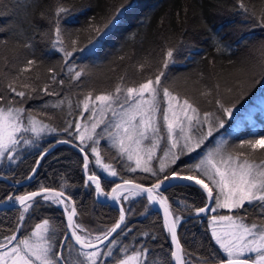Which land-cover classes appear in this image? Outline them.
I'll return each mask as SVG.
<instances>
[{
  "label": "trees",
  "instance_id": "16d2710c",
  "mask_svg": "<svg viewBox=\"0 0 264 264\" xmlns=\"http://www.w3.org/2000/svg\"><path fill=\"white\" fill-rule=\"evenodd\" d=\"M125 2L126 0H62L71 10L61 22L65 30V44L68 50L74 46L82 49L68 58L76 71H83L79 80L72 81L67 68L63 66V53L52 50L55 36L48 18L53 14L55 0H0V26L8 29L0 31V41H4L0 42V91H6L9 80L16 75L19 68L26 66L28 59H34L36 64L31 67L30 72L25 73L30 79L25 80L22 76L17 81L18 86L27 82L39 91L45 82L50 83L47 79L51 75L48 69H54L58 80L63 79L65 84H53L52 89L60 93V98H69L71 108L66 101L61 108L47 109L52 116L49 121L47 116L39 115V109L44 102L53 103L58 98L45 96L42 91L39 92L42 99L28 100L24 107L33 109V114L38 115V118L59 128L66 126L65 120H75L79 114L78 102L89 92L93 95L109 93L113 92L118 83L134 86L148 77L154 79L163 66L166 51L169 48L178 49L174 53L176 63L165 70L167 78H161L163 83L174 94L178 93L197 105L201 115L204 111H209L222 116L225 121L224 128L219 129L214 136L223 133L226 148L248 152L249 158L257 162L264 160V150L238 148L241 141L259 139L264 135L262 109L254 108L249 118L241 120L239 127L227 131L228 126L242 114L244 108L253 103L256 96L264 93V82L257 83L264 77V29L257 26L254 18H249L253 12L259 16L264 11V0H243L249 14L240 9L238 0H133V7L124 11L118 25L101 44L93 47L90 41L96 38L95 29L102 27ZM42 13L45 18H41ZM21 30L23 35L18 34ZM214 33L223 38L221 43L227 46L225 50H216L212 41ZM72 40L76 41V45H72ZM26 43H31L34 47L26 48ZM228 89L232 91L229 92ZM206 90L210 95L202 96L201 93ZM217 98L226 106L235 103L231 115L220 112L215 104ZM69 111L71 115L68 114ZM96 131L100 132L101 128ZM57 138L71 139L62 131L43 135L34 144L21 150L15 162L0 163V174L10 181L24 178L32 168L39 151ZM74 143L78 144L76 140ZM99 151L104 162H114L116 151L109 147L105 139H101ZM87 154L91 162L88 173L95 171L101 177H108L109 182L101 179L102 192H106L114 182L126 178L149 187L157 182L149 173L122 170V164L118 162L115 167L119 175L111 177L99 171L92 162V154ZM190 156L191 154L188 158L181 157L177 161L173 166L177 172L183 175L192 173L185 170L189 166L186 162ZM39 161L34 179H29L24 184L10 185L0 178V201H8L9 195L18 196L38 189L41 184L59 191L64 184L63 191L70 197L72 207L77 211L74 220L83 225L86 230L84 234L90 233L94 237L116 223L119 218L117 208L109 202L96 200L94 184L89 181L86 185L88 179L81 170L82 156L75 148L68 144H56ZM160 179H163V174ZM189 183H172L177 186L166 187V190L162 187L160 192L163 197L168 198L173 216L181 217V222L177 225V235L183 264H203L205 258H208L207 263H211L216 261L209 258L213 252L222 257L224 254L212 239L209 212L197 215L195 211L196 207H202L205 202L204 192L194 184L191 187L184 186ZM181 200H185L192 207L181 206ZM119 205L127 210L126 222L133 232L126 238L117 237V248L127 246L130 253L133 248L146 243L152 250L149 264H164L165 261L171 264L168 232L161 217L144 196H129L126 201L121 196ZM237 211L244 215L242 209L232 210L231 214L234 215ZM218 212L226 210L220 209ZM19 216L20 206L0 208V228L5 229L3 235H9L17 223H21ZM43 218H51L58 230L61 225L65 226L60 206L51 204L33 209L23 224L21 234H27ZM246 222L260 223L261 219L255 210L250 209ZM140 232H148L149 235L142 236L139 235ZM57 238H60L59 234ZM117 255L121 257L123 253L117 252Z\"/></svg>",
  "mask_w": 264,
  "mask_h": 264
},
{
  "label": "snow or ice",
  "instance_id": "6c2138e0",
  "mask_svg": "<svg viewBox=\"0 0 264 264\" xmlns=\"http://www.w3.org/2000/svg\"><path fill=\"white\" fill-rule=\"evenodd\" d=\"M238 3L240 9L245 14H249V9L243 0H238ZM132 7L133 0H126L125 4H121L102 27L95 29L96 38L90 41L93 47L103 42L108 33L118 25L124 11ZM70 11L62 0H55L53 14L48 18V22L55 36L52 41V50L63 53V66L67 68L70 80L77 81L83 75V71H76L68 58L82 49L74 46L68 50L63 37L65 30L61 23ZM41 18H45L43 13ZM249 18H254L257 26L264 29V11L259 16L253 12ZM0 31H8V29L0 26ZM18 34L23 35V31L21 30ZM222 39L218 33L212 36L218 52L227 47L222 45ZM71 43L76 45L75 40ZM24 47L32 48L34 45L26 43ZM176 52L178 49L169 48L166 51L163 66L154 79L148 77L134 86L118 83L114 92L94 97L92 92H89L77 106L83 107L81 117L85 112H90L91 115L83 121L65 120L66 126L59 128L53 126L51 122H44L43 119L38 118V115L33 114V109H26L24 105L28 100L42 99L39 95L40 91L45 96H56L58 98L56 102H44L39 109V115L47 116L51 121L52 116L46 111L47 109L61 108L66 101L71 108V100L67 97L60 98V93L52 89L53 84L64 85L65 81L58 80V74L50 68L48 71L51 75L47 78L50 83L45 82L39 91L27 82L18 86L17 81L22 76L25 80L30 79L25 76V73L30 72L31 67L36 64L34 59H28L26 66L19 68L16 75L9 80L6 91H0V158L7 157L10 162H15L16 155H19L21 150L34 144L44 134L62 131L71 139L60 140L57 143H72L73 147L84 153L86 175L91 163L87 154L89 150L95 155L97 167L102 168L111 177L119 175L115 167L117 162L122 164V170L133 173L139 170L149 173L151 177L157 179L151 187H144L142 183H133L132 180H123L122 185L118 184L112 189L111 198L120 203L119 190L124 186H130L125 190L133 196L147 194L149 205H153L157 197H160L159 203L164 210V228L170 234L172 245L176 249L171 255L177 260V264H183L178 255L181 245L177 235V225L181 222V217L173 216L168 198L163 197L160 189L164 187L166 190V187L177 186L167 183L170 178L192 182L184 186L199 185L207 194V203L204 207L195 208L197 215L208 212L217 213L210 217L209 228L212 239L226 259L216 252H213L209 258L218 261L219 264H264V160L257 162L249 158L248 152L236 148L229 150L225 147V141L218 142L215 148L208 147L216 139L214 133L224 128L225 121L216 112L204 111L201 115L197 105L190 102L188 98H182L178 93L174 94L163 83L161 78H167L165 70L169 65L176 63L174 56ZM261 82H264V77L257 81V83ZM228 91L232 90L228 89ZM201 95L208 96L210 92L206 90ZM16 97L20 99L17 100ZM215 104L220 112L226 115H231L235 107V103L226 106L219 98L215 100ZM108 112H111L112 119L102 118ZM68 114L71 115V111ZM73 125H75L74 131ZM101 125L104 127L101 128ZM98 128H101L100 132L96 131ZM76 139L80 141L79 144L74 143ZM101 139L110 141L109 147L115 149L116 156L113 157V163H101L102 157L99 151ZM164 139L167 141V147L164 149V156L160 157L156 154V150ZM238 148L264 150V135L259 139L241 141ZM197 149L204 154L201 156ZM48 151L49 149H45L41 152V158ZM194 152H197L198 162L185 169L194 174L183 175L177 172L173 167L177 161L182 156ZM153 159L159 161L158 170L153 166ZM36 163L39 165L40 161L37 160ZM36 171L37 169L33 168L28 179H34ZM161 174L163 179H160ZM102 178L105 182H109L107 176L101 177L93 171L88 175L85 183L88 185L90 181L95 184L97 193L104 195L101 190ZM64 187L65 185L62 184L61 190L55 191L52 187L41 184L39 191L7 197L8 202L19 204L21 223H17L15 229L11 230V235H3L5 229L0 228V264H149L152 250L146 243L141 247L133 248L131 254H128L127 246L117 248L119 243L117 237L126 238L133 232L126 222L127 210L123 206L120 208V216L116 223L93 237L90 233L84 234L86 230L83 225L74 220L77 211L69 202L70 197L65 196ZM122 199L126 201L129 196L124 195ZM41 201L44 203L42 204ZM51 204L64 206L66 227L61 225L58 230L51 218H43L30 232L21 234L23 224L26 223L31 211L37 207L51 206ZM179 204L185 208L192 207L185 200L179 201ZM220 209H228L230 213L232 210L242 209L244 215H240L239 211L234 215H221L218 212ZM250 209L255 210L261 219L260 223L246 222ZM145 211H148L147 206ZM219 222H228L229 230L218 231L216 225ZM139 235L148 236L149 233L140 232ZM65 249L68 251L65 252ZM117 252L123 253V258H120ZM207 260L208 258H205L203 264H207ZM164 264L168 262L165 261Z\"/></svg>",
  "mask_w": 264,
  "mask_h": 264
},
{
  "label": "rangeland",
  "instance_id": "374dc122",
  "mask_svg": "<svg viewBox=\"0 0 264 264\" xmlns=\"http://www.w3.org/2000/svg\"><path fill=\"white\" fill-rule=\"evenodd\" d=\"M113 92H114V90H113ZM100 94H106V93H99V94H96V95H100ZM95 95H93V97H94ZM160 96H161V98L163 97V93L161 92L160 93ZM84 99V98H83ZM165 107H166V104L164 105ZM256 107H258V108H260V109H262L261 111L262 112H264V93H261V94H259L258 96H256L255 97V100L253 101V103H251V104H249L248 106H246L245 108H244V111L242 112V114L238 117V118H236L229 126H228V128H227V131H232V130H234V129H236L237 127H239L240 125H241V120L243 119V118H249L250 117V113L252 112V110L254 109V108H256ZM83 111V107H82V105H80L79 106V114L76 116V118H75V120H81V121H83V120H85L88 116H90L91 115V113L90 112H85L84 113V116L83 117H81V115H80V113ZM102 118H106V119H108V120H110V119H112V116H111V112H108L107 114H106V116L105 117H102ZM161 123H162V118H161ZM89 127H90V125H89ZM104 127V125H101V128H103ZM74 130H75V125H74ZM205 131L207 130V128L205 127V129H204ZM48 134H50V133H46V134H44V135H48ZM216 137V139L208 146L209 148H215L216 147V144L218 143V142H220V141H223V133H220V134H218V135H216L215 136ZM76 141H77V143L79 144L80 143V141L78 140V139H76ZM105 141H107V143L110 145V141H108L107 139H105ZM27 147V146H26ZM167 147V141H166V139H164L162 142H161V145L157 148V150H156V154L157 155H159L160 157H163L164 156V149ZM115 150V149H114ZM89 152L91 153V151L89 150ZM197 152H199L200 153V155L202 156L204 153L203 152H201V150L200 149H197ZM197 152H194L193 154L191 153V156L189 157V160L186 162L188 165H192V164H194V163H197L198 162V159H196V156H197ZM92 154V153H91ZM189 154H186V155H184V156H182V157H187ZM16 157H17V155H16ZM188 158V157H187ZM187 158H186V160H187ZM125 160H126V157H125ZM6 161H9L8 159H7V157H3V158H0V163H2V162H6ZM92 162H93V164L97 167V165H96V163H95V155L94 154H92ZM101 163L102 164H104V163H106V162H104L103 160L101 161ZM153 166L158 170L159 169V161L158 160H156V159H153ZM133 166H134V163H133ZM98 168V167H97ZM99 169V171H101V172H103V173H105V174H107L108 175V173L107 172H104L103 171V169L102 168H98ZM192 174H194V173H190V174H187V175H192ZM127 179V178H126ZM205 179V182L206 183H208V181H207V179L206 178H204ZM210 187H211V185H210ZM125 189H128V187H123V189L120 191L121 192V196H124V195H127V196H133V195H131V193L129 192V191H126ZM104 193V195H105V192H103ZM104 195H99L100 197H103ZM60 206V205H59ZM61 208V207H60ZM61 210H62V208H61ZM222 210H226V212H219V214H221V215H230L231 213L229 212V210L228 209H222ZM217 213H212V212H209V217H208V219H210V217L212 216V215H216ZM42 220V219H41ZM41 220H39V221H37L36 223H39V222H41ZM35 223V224H36ZM249 223H252V222H249ZM35 224L33 225V227L32 228H34V226H35ZM216 227H217V230L218 231H227V230H229V228H228V222H219L217 225H216ZM32 228L29 230V232L32 230ZM209 230H210V233H211V229L209 228ZM9 235H11V233L9 234ZM212 236V235H211ZM214 241V240H213ZM215 242V241H214ZM216 244V243H215ZM217 245V244H216ZM218 246V245H217ZM132 252H128V254H131ZM123 256H124V254L120 257V258H123ZM226 258V257H225Z\"/></svg>",
  "mask_w": 264,
  "mask_h": 264
},
{
  "label": "water",
  "instance_id": "95a60500",
  "mask_svg": "<svg viewBox=\"0 0 264 264\" xmlns=\"http://www.w3.org/2000/svg\"><path fill=\"white\" fill-rule=\"evenodd\" d=\"M60 140H67V139H65V138H57V139H54V140H52L45 148H43V149H41L40 151H39V153L37 154V156H36V158H35V161H34V164H33V166H32V168L30 169V171L28 172V174L24 177V178H22V179H20V180H18V181H10V180H8V179H6L3 175H1L0 174V178L1 179H4L8 184H10V185H19V184H24L25 182H27L29 179H28V177H29V175H31L32 174V169L33 168H36V166H37V163H36V161L37 160H40V158H41V156H40V153L41 152H44V150L45 149H49V151L56 145V144H61V143H57V141H60ZM63 144H68V145H70V146H72L73 147V144L72 143H63ZM76 144V143H75ZM73 148H75L80 154H81V156H82V165H81V170H82V173H83V176L85 177V178H87L88 179V175H90V174H92V173H88V175H86L85 174V171H84V161H83V157H84V153H82V152H80L79 151V149L78 148H76V147H73ZM123 180H132V179H121V180H118V181H116V182H114L109 188H108V190L105 192V195L103 196V197H100L99 196V194L97 193V191H96V187H95V184H94V197L96 198V200H98V201H102V202H109V203H111L115 208H117V210H118V212H119V216H120V205H119V203H117L114 199H112L111 198V195H112V189L113 188H115L118 184H120V185H122L123 184ZM133 181V183H140V182H138V181H135V180H132ZM180 182H183L182 180H179V179H172V178H170V180L167 182V183H180ZM190 183H192V182H190ZM143 184V183H142ZM143 186L144 187H149L148 185H146V184H143ZM197 186H199V185H197ZM124 187H130V186H124ZM39 189L40 188H38V189H35V190H32V191H39ZM55 191H59L58 189H56V188H53ZM203 191V190H202ZM28 192H30V191H28ZM26 192H24L23 194H25ZM23 194H21V195H23ZM204 195H205V202H204V204H203V206L202 207H204V205H205V203H207V194L206 193H204ZM66 196V195H65ZM143 196H144V198L146 199V201L149 203V201H148V198H147V194H143ZM159 198H157V201L153 204V205H150L151 206V208L153 209V210H155L158 214H159V216L161 217V219H162V221H163V223L165 222V218H164V210H163V208L160 206V203H159ZM69 202L72 204V202H71V200H69ZM19 206V204L18 203H12V202H9V203H7V202H2V201H0V208H2V207H18ZM60 207L62 208V213H63V217H64V224H65V227H66V225H67V218H66V215L64 214V206L63 205H60ZM71 209H69V211H70ZM119 219V218H118ZM168 236H169V240H170V254H169V259H170V263L171 264H177V262H176V259L175 258H173L172 257V255H171V253H172V251H175L176 249L174 248V246L172 245V242H171V238H170V234L168 233ZM74 243V242H73ZM79 247V246H78ZM178 254L180 255V251L178 252ZM226 259V258H225ZM207 264H219V262L218 261H214V262H211V263H207Z\"/></svg>",
  "mask_w": 264,
  "mask_h": 264
},
{
  "label": "bare ground",
  "instance_id": "6f19581e",
  "mask_svg": "<svg viewBox=\"0 0 264 264\" xmlns=\"http://www.w3.org/2000/svg\"><path fill=\"white\" fill-rule=\"evenodd\" d=\"M123 189V188H122ZM122 189H120L119 191H121ZM179 255V254H178ZM180 256V255H179ZM176 262H177V260H176Z\"/></svg>",
  "mask_w": 264,
  "mask_h": 264
}]
</instances>
